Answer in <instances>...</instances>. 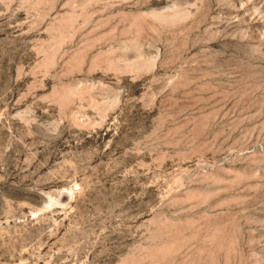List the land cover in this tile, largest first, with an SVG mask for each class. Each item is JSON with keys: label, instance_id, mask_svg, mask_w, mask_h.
I'll return each instance as SVG.
<instances>
[{"label": "rangeland", "instance_id": "374dc122", "mask_svg": "<svg viewBox=\"0 0 264 264\" xmlns=\"http://www.w3.org/2000/svg\"><path fill=\"white\" fill-rule=\"evenodd\" d=\"M0 264H264V0H0Z\"/></svg>", "mask_w": 264, "mask_h": 264}]
</instances>
